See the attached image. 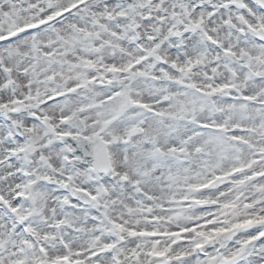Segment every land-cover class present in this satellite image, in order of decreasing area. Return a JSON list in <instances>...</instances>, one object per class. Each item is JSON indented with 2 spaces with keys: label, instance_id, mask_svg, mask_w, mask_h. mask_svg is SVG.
Returning <instances> with one entry per match:
<instances>
[{
  "label": "snow or ice",
  "instance_id": "6c2138e0",
  "mask_svg": "<svg viewBox=\"0 0 264 264\" xmlns=\"http://www.w3.org/2000/svg\"><path fill=\"white\" fill-rule=\"evenodd\" d=\"M0 264H264V0H0Z\"/></svg>",
  "mask_w": 264,
  "mask_h": 264
}]
</instances>
